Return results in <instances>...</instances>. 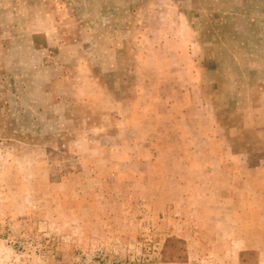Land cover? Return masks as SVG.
<instances>
[{
  "label": "rangeland",
  "instance_id": "374dc122",
  "mask_svg": "<svg viewBox=\"0 0 264 264\" xmlns=\"http://www.w3.org/2000/svg\"><path fill=\"white\" fill-rule=\"evenodd\" d=\"M0 264H264V0H0Z\"/></svg>",
  "mask_w": 264,
  "mask_h": 264
},
{
  "label": "trees",
  "instance_id": "16d2710c",
  "mask_svg": "<svg viewBox=\"0 0 264 264\" xmlns=\"http://www.w3.org/2000/svg\"><path fill=\"white\" fill-rule=\"evenodd\" d=\"M187 250L185 242L177 238H170L166 241L162 257L165 262H175L185 259ZM243 258V254L240 257Z\"/></svg>",
  "mask_w": 264,
  "mask_h": 264
}]
</instances>
